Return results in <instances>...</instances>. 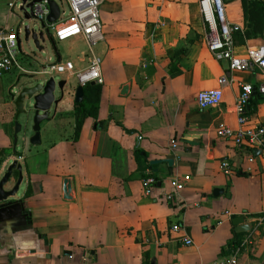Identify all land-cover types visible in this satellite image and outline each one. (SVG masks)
<instances>
[{
  "label": "crops",
  "instance_id": "crops-1",
  "mask_svg": "<svg viewBox=\"0 0 264 264\" xmlns=\"http://www.w3.org/2000/svg\"><path fill=\"white\" fill-rule=\"evenodd\" d=\"M12 1L0 0V25L23 30L17 11L23 0L10 7ZM55 1L60 14L61 6L68 9L64 0ZM225 2L230 21L245 27L243 0ZM101 20L105 39L93 52L102 59L104 82L83 86L78 104L77 78L58 74L66 94L50 113L46 142L28 144L34 133L27 126L21 143L14 142L13 95L30 83L22 76L37 74L15 69L0 80V180L13 160L24 175L19 194L0 203V264H212L246 239L252 243L242 246L236 264H264V221H258L264 215V142L240 148L217 135L220 124L238 126L239 82L257 88L262 71H233L228 60L216 58L199 0H105ZM239 35L240 57L264 45V34ZM68 40L80 49L64 56L56 46L54 62L85 68L87 40ZM20 63L31 71L44 66L29 54ZM225 76L234 80L222 82ZM89 85L101 89L98 114L88 116L77 134V108ZM215 88L224 92L221 104L201 109L198 93ZM247 115L248 126H264V96L257 91ZM222 161L230 163V174ZM148 177L156 180L150 195L143 185ZM67 178L75 181L71 199L64 197ZM175 178L184 189L172 188ZM17 179L15 170L6 189ZM237 216L251 225L249 231L236 229Z\"/></svg>",
  "mask_w": 264,
  "mask_h": 264
},
{
  "label": "built area",
  "instance_id": "built-area-1",
  "mask_svg": "<svg viewBox=\"0 0 264 264\" xmlns=\"http://www.w3.org/2000/svg\"><path fill=\"white\" fill-rule=\"evenodd\" d=\"M67 10H62L56 22L48 23L50 30L53 31V39L65 41L76 36H84L89 44L91 56L89 64L78 69L71 60L60 62H49L39 71H31L23 67L20 63L21 53L19 38L21 29H12L0 25V80L8 73L19 69L23 73L46 74L50 76L70 74L74 75L78 83L85 86L95 82L102 84L104 77L101 71L102 59L94 54L93 48L104 41L103 23L101 20V6L105 0H64ZM17 5L16 1L10 3V7ZM22 5V3H21ZM200 11L204 23L207 25V44L217 59H226L230 63L233 71H250L259 68L264 75V45L257 48H249L247 57L236 55L238 33L245 35L247 27L230 21L227 15L225 0H199ZM48 0L37 2L33 6V13L39 20H46L49 14ZM234 80L233 77H223L222 82ZM240 93L236 99L235 111L237 114L238 126L220 124L217 128V135L229 138L240 148H250L262 145L264 142V126H248V104L255 91L264 96V81L256 88L251 83L239 82ZM224 92L221 88L203 90L198 93L197 100L201 109L216 107L221 104ZM172 146L177 147V140H172ZM222 170L231 173V165L228 161L220 164ZM185 176V180L189 179ZM156 180L148 177L143 180L145 192L150 195L153 192V185ZM171 186L175 191L184 189L185 182L175 178L171 181ZM168 199L173 198L172 192L168 193ZM259 222L264 221V215L259 218ZM180 224H174L173 229H180ZM186 244H191V239H185ZM252 243L246 239L242 246ZM238 247L226 258L214 261L212 264H236L237 257L242 249Z\"/></svg>",
  "mask_w": 264,
  "mask_h": 264
},
{
  "label": "water",
  "instance_id": "water-1",
  "mask_svg": "<svg viewBox=\"0 0 264 264\" xmlns=\"http://www.w3.org/2000/svg\"><path fill=\"white\" fill-rule=\"evenodd\" d=\"M43 0H23L20 6V11L23 16V32L25 34L26 40L30 38L33 39L37 49L40 51L44 50L42 43L46 39V34L52 39V44L56 50L55 40L53 35L50 34V28L48 23L56 22L60 16V7L55 0H48L49 14L46 20H39L34 16L33 6L37 2H42ZM34 22L31 24L30 22ZM19 44L21 40L19 39ZM39 75V74H37ZM65 84L66 81H57L55 76H49L45 81H37L34 84H29L24 86L17 94H14V102L17 107L18 118L20 114H28L32 112L33 121V132L34 134L30 138V142L34 145L41 143V123L44 120H49L51 110L57 111L61 102H63L65 97ZM94 84V82H92ZM60 90V96L57 97L56 90ZM128 88L124 87V91ZM85 89L82 85H79L75 90V102L82 103L84 101ZM28 101V102H27ZM28 103L29 108L25 107ZM22 126L19 122H16V135H15V145L17 144V134L21 131ZM191 145H198V142L188 141ZM170 164L173 163V159L167 160ZM156 162V161H154ZM15 170L18 171V179L15 185L11 189H6V185L11 181ZM23 166L18 160H13L7 166V169L0 180V203H4L9 199L15 197L20 192V186L23 182ZM75 189V181L72 179H65L64 181V197L66 199H71V193ZM218 189L214 191V194H218ZM3 205H0V208ZM236 225V229L240 231H249L251 225L245 223V218L243 216H237L233 220ZM17 244V243H16ZM33 244V243H32Z\"/></svg>",
  "mask_w": 264,
  "mask_h": 264
},
{
  "label": "rangeland",
  "instance_id": "rangeland-1",
  "mask_svg": "<svg viewBox=\"0 0 264 264\" xmlns=\"http://www.w3.org/2000/svg\"><path fill=\"white\" fill-rule=\"evenodd\" d=\"M61 1V0H58V2ZM66 8V7H64ZM17 9V8H16ZM18 13H20L22 15V12L17 9ZM35 21L33 22H30L31 24H34ZM17 29V28H15ZM53 31L50 30V34H52ZM20 38H21V43H22V51H23V54L20 53L19 55V59L21 60V57L29 54L30 56H32L33 59L37 60L38 62L42 63V64H48L49 62H54L55 61V48H54V45L52 44V39L50 38V36L48 35V33L46 34V39L45 41L42 43V45L44 46V50L43 51H40L39 49H37L34 41L32 38H30L29 40H26V37H25V34L24 32L22 31L20 33ZM55 44L58 48V50L64 55L66 56L67 53H70V52H74L76 50H79L80 47L79 46H76V45H72V43L68 40V41H64V42H59L57 40H55ZM49 58H51L49 60ZM50 75H46V74H39V75H36L34 76L33 78H29L28 76H22L23 77V80H29V84H34L36 83L37 81H45L47 80V78L49 77ZM60 76L57 75L56 76V80L59 81ZM17 92H18V89H17ZM60 94V91L59 89L56 90V95L58 96ZM28 102V101H27ZM25 107L28 109L29 108V105L28 103H26ZM55 113L54 110H51V115H53ZM17 122H19L21 125H23V130L21 131V133L17 134V140L19 141V143H21L22 141V137H24V132H25V128L26 126L29 127L30 129V132L31 133H34L33 132V121H32V112H29L28 114H21L18 118H17ZM41 130H40V133H41V140L43 142H46V136H47V132L50 130V128L52 127V122H50L49 120H44L42 123H41ZM48 130V131H47ZM30 138L29 137L27 140H28V144L31 145L30 143ZM17 141V143H18ZM14 142H15V138H14Z\"/></svg>",
  "mask_w": 264,
  "mask_h": 264
},
{
  "label": "trees",
  "instance_id": "trees-1",
  "mask_svg": "<svg viewBox=\"0 0 264 264\" xmlns=\"http://www.w3.org/2000/svg\"><path fill=\"white\" fill-rule=\"evenodd\" d=\"M243 8L247 22V29L245 31V35L243 36L240 34L239 38L252 39L255 37H262L264 34V0H243ZM185 51L186 50L182 49L178 56H181V54L185 53ZM100 92L101 89L99 85H89L86 87L85 102L82 106L77 108V134H79L82 125L88 116L97 117ZM258 93L262 95L260 92Z\"/></svg>",
  "mask_w": 264,
  "mask_h": 264
}]
</instances>
